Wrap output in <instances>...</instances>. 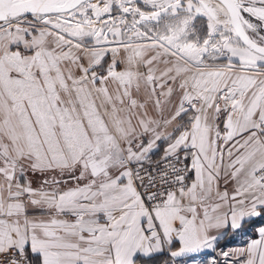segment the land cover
<instances>
[{
    "label": "snow or ice",
    "instance_id": "1",
    "mask_svg": "<svg viewBox=\"0 0 264 264\" xmlns=\"http://www.w3.org/2000/svg\"><path fill=\"white\" fill-rule=\"evenodd\" d=\"M0 264H264V0H0Z\"/></svg>",
    "mask_w": 264,
    "mask_h": 264
}]
</instances>
